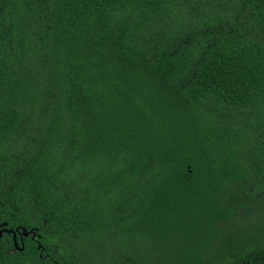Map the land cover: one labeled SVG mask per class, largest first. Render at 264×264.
<instances>
[{
  "label": "trees",
  "instance_id": "trees-1",
  "mask_svg": "<svg viewBox=\"0 0 264 264\" xmlns=\"http://www.w3.org/2000/svg\"><path fill=\"white\" fill-rule=\"evenodd\" d=\"M0 231V264H264V0H0Z\"/></svg>",
  "mask_w": 264,
  "mask_h": 264
},
{
  "label": "water",
  "instance_id": "water-1",
  "mask_svg": "<svg viewBox=\"0 0 264 264\" xmlns=\"http://www.w3.org/2000/svg\"><path fill=\"white\" fill-rule=\"evenodd\" d=\"M4 231V230H3ZM2 231H0V234H1ZM15 237V236H14ZM17 248V247H16Z\"/></svg>",
  "mask_w": 264,
  "mask_h": 264
}]
</instances>
